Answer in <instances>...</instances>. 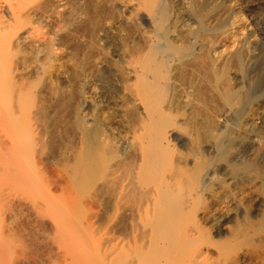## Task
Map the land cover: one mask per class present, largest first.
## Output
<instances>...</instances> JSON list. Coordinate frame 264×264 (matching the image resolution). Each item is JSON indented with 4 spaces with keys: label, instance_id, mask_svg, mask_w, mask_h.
I'll return each mask as SVG.
<instances>
[{
    "label": "bare ground",
    "instance_id": "1",
    "mask_svg": "<svg viewBox=\"0 0 264 264\" xmlns=\"http://www.w3.org/2000/svg\"><path fill=\"white\" fill-rule=\"evenodd\" d=\"M15 1L0 2V264L264 263V211L248 219L264 210L259 111L249 108L236 132L220 129L221 105L235 96L226 84L233 58L213 53L233 9L221 0H90L95 13L106 1L108 17L129 30L118 61L95 49L88 75L87 61L56 49L60 32L88 20L87 0ZM247 54L240 49L234 64ZM48 76H75L79 91L73 165L67 159L53 184L41 136L49 107L33 84ZM8 189L21 194L12 229ZM243 237L250 248L240 252Z\"/></svg>",
    "mask_w": 264,
    "mask_h": 264
},
{
    "label": "rangeland",
    "instance_id": "2",
    "mask_svg": "<svg viewBox=\"0 0 264 264\" xmlns=\"http://www.w3.org/2000/svg\"><path fill=\"white\" fill-rule=\"evenodd\" d=\"M1 1L3 4H5L3 2L5 0H0V2ZM11 1L16 2L15 0H11ZM221 1L225 4L226 7L232 8L233 11L231 12V14L229 16H227V18L228 17L229 18L228 19L226 18L225 22L223 23V27H221V29L219 30L218 35L222 36V38L220 37V41L218 42V44L215 45L216 46L215 47L216 52L213 53V57L215 59L221 58V61H223V60H225V61L229 60L230 61L233 58V60H231V63H230V68H229L230 70H228V74L226 76V84H228V82H227V79H228L230 82L228 85L235 92V96L232 99H230L229 101H227V100L224 101L225 103H222L223 106L221 105L222 113H223V110H226V111H224V114L221 116L222 120L220 119V121H221L220 122L221 133L223 131L226 134L228 131L231 132L232 129H233L232 132H234V131L236 132L238 130L239 124L241 123V121L244 122L246 120L245 118L247 117L248 112L252 108L254 110L257 109V111H259V114H260L259 117L261 118L259 120V117H258L256 119L257 121L256 120L255 121L257 123H259L260 125L262 124L261 126L264 127V118L262 119V117H261V114L264 112V0H230V1L229 0H221ZM24 2L26 3V5H24V6H31V5H35L37 0H31V1L30 0H24ZM87 2H86V8H87L86 13H87V18L89 21L85 18L86 23L84 20L82 23L74 24L73 26L69 27L65 31L60 32L61 37L59 36V38H58L56 49H57L58 53H61V54L62 53L63 54L70 53L71 52L70 50L72 49L71 54L75 55L76 60L78 59L77 61H80V60H85V62L87 61L85 63L86 73L88 75H90L91 72L89 74V71L92 70L90 68V67H92L91 63H93L97 59L98 53L103 54V56L107 60H111L113 62L118 61V58L115 56V53L121 49L120 48L121 47L120 37L122 35H125L127 33V31L129 30V28L127 30V26L123 25V24L121 25V24L117 23V25H116V21L113 17L110 16V13H109V17H108L109 9H108V7H105V6H107V5H105V3L107 4L106 1H104V3H103L104 5L102 4L101 6H99L96 13L94 12V5H92L93 1H91V3H90V0H87ZM230 4L233 7L230 6ZM22 5H23V3H22ZM104 7L107 8L108 10L105 9ZM234 7H236V8H234ZM90 16H91V18H90ZM92 20H93V22H92ZM113 20H114V22H113ZM108 23H109V25H108ZM139 23L142 27L144 26L142 21H139ZM51 29H53V28H51ZM76 29H77V31H76ZM43 32L45 33V31H42V33ZM33 36H34V39L38 38L37 41H39V40L41 41V39L43 40V37H45V35H43V34L42 35L38 34V37H37V34L33 35ZM60 39H61V42H59ZM63 39H64V41H63ZM64 42L66 44L68 42L69 43L67 45H65ZM63 45H65V46H63ZM119 45H120V47H119ZM248 45H250V46H248ZM58 46H59V48H57ZM68 47L70 48L69 51L67 50ZM95 49L98 51V53H96ZM101 49H103V50H101ZM240 49H245L248 52L247 58H246L247 61L245 60L242 66L238 65L237 63L234 64L235 63L234 62V56L238 51H240ZM73 51H75V52H73ZM94 52H95L96 57L93 56ZM90 55L93 56L94 59L92 57H90ZM38 57L40 58L41 54L38 55ZM90 59H92V60H90ZM88 60H90V61L88 62ZM251 60H252V63L250 64ZM50 72H52V70H50ZM106 77H107V74L105 75V78ZM47 78H49V80ZM50 79L51 80L53 79L55 81L54 82L50 81ZM51 82L54 85H53L51 92H50V89H48V86H50L51 84H48V83H51ZM33 84L36 85L39 92L42 91L41 96L44 99L45 106H47L46 108L49 107L48 112H46V114L43 115V119L41 120L42 122H44V124L46 126L45 129L42 131V133H44V134L41 133V136L43 137V139L46 142V144L44 145L45 146L44 148H46V154L50 159V161H49L50 163L48 166V172H49V168H50L52 170V173H50L51 171L49 172L50 173L49 178L51 180V184H53L52 178L58 176L57 172H59V173L63 172V165L64 164H66L68 162L67 164L70 167L73 165V161H72L73 160L72 159L73 158L72 157L73 152L72 151L74 149H76V148H73L76 146L75 140H74L75 129H73V128H75L74 124H75V121L77 118L78 105H79V103H78L79 102V98H78L79 96L77 97V95H79L78 94L79 91H77L78 90V82H77L75 76H72L70 78V80L66 81V83H65V79L64 80L63 79L56 80L53 77L51 78L50 76H48V77L44 78L43 80L35 79L33 81ZM44 86H45V88H44ZM232 86H233V88H232ZM42 88H43V90H42ZM45 90L48 91V95L46 94L47 91H45ZM43 91H45V93ZM44 94H45V96H44ZM238 96H240V97H238ZM50 97H51L50 100H52V103L49 100ZM64 98H67V99H64ZM46 100L47 101L49 100L48 103L46 102ZM54 107L56 108V110ZM104 108H105V110H104ZM51 109H53V110H51ZM103 111H104V113H105V111L107 113L110 112L104 106H103ZM74 114L76 115V117H74L75 116ZM243 119H244V121H243ZM237 124H238V126H237ZM230 126H231V128H230ZM70 127L73 130H71ZM72 135H73V137H72ZM262 137L264 138V133H263ZM248 149L249 148H247L245 150V152L243 153V155L245 156L244 157L245 159L243 158V160H245V161H247L246 159L248 158L247 156L249 155L248 152L251 151V149L250 150H248ZM66 160H67V162H66ZM60 163L62 166L59 165ZM256 169H257V171L264 170V160L260 159L257 162ZM53 188H54V186L52 185L51 189H52V193L54 195H57L60 197L63 196V193L59 189L56 188L57 189L56 190L54 188L55 189L54 190ZM8 190H11V191H7V190L5 191L4 197L7 196L5 199L6 200L8 199V200L7 201L4 200L6 203L3 204L2 210H3V214L6 216V220H7L5 222L6 226L8 227L10 225L8 227V229H12L18 223L16 222L17 224L15 225V223L13 222V219L12 220L9 219L12 217L11 216L12 212L10 210H15L13 208V206L10 204H12L13 202L15 203V202L19 201V199H21V194L19 192H15V190H12V189H8ZM246 203L249 204V202H246ZM246 203H245V205L248 206ZM7 205H9V206H7ZM9 207H11V208H9ZM256 209H257V207H256ZM263 211H264L263 209H260V212H259V210L258 211L256 210L255 214L248 218L249 221H252L254 224L258 223L259 221L257 222V220L261 219L260 215H263ZM250 218H252V219H250ZM9 222L14 223V224L12 225ZM242 223L245 224V221H243ZM233 224L234 223L232 222L229 224V226L232 227ZM206 228H207V226H206ZM210 228L208 226V228H207L208 230L206 229L210 234V238L212 237L211 239L212 240L214 239V241L218 240L219 238L215 235L216 233L214 232L215 229L212 227H210ZM223 235H226V234H223ZM223 235H222L223 239L221 238L222 240L220 239V241H224L225 236L223 237ZM244 241H245V238L243 237V238H240L238 241L240 245L238 244V242H236L238 244L237 250L239 251V248L242 249V250H240V252L246 251L247 249L250 248V244H248L247 241H245L246 242V244H245ZM50 243H52V242H50ZM24 246H26V243ZM209 256H210L212 261L216 260V257L213 254L212 255L210 254ZM62 263L60 261V264H62ZM56 264H58V263H56ZM252 264H256V263L254 262ZM257 264H264V263H262V262L258 263L257 262Z\"/></svg>",
    "mask_w": 264,
    "mask_h": 264
}]
</instances>
